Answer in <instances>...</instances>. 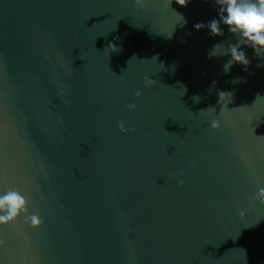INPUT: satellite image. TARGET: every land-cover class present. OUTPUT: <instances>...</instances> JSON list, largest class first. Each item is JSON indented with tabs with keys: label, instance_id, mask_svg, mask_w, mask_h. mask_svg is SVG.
Instances as JSON below:
<instances>
[{
	"label": "water",
	"instance_id": "obj_1",
	"mask_svg": "<svg viewBox=\"0 0 264 264\" xmlns=\"http://www.w3.org/2000/svg\"><path fill=\"white\" fill-rule=\"evenodd\" d=\"M212 19L215 0H0V193L43 220L0 226V264H264V57L241 46L225 74L209 53L238 37L195 30Z\"/></svg>",
	"mask_w": 264,
	"mask_h": 264
},
{
	"label": "clouds",
	"instance_id": "obj_2",
	"mask_svg": "<svg viewBox=\"0 0 264 264\" xmlns=\"http://www.w3.org/2000/svg\"><path fill=\"white\" fill-rule=\"evenodd\" d=\"M180 7H187L192 0H175ZM208 2V0H205ZM172 0H168V7H170ZM215 4L219 10V19H212L205 25L204 23H196L195 30L200 31L204 28L210 29V35L213 37L224 36V31L221 25L226 26L228 31L237 36L238 40L235 44H229L227 51L216 53V49L221 47L220 44L214 45L213 50L209 53V58L215 56H223L230 54L231 59L223 65L225 74L230 72L233 65L242 66L244 71H247L251 66V60L247 57L245 51L241 46L250 48L256 57H264V0H215ZM134 5L138 10H144L147 6V0H134ZM179 15V14H178ZM183 22L184 18L179 15ZM109 48L114 53L121 51L116 44H110ZM257 67H264V64L257 65ZM144 86L149 87L155 84V81L149 76L144 77ZM241 82V78H236L233 83ZM230 95V93H220L221 95ZM142 92L137 89L135 91L136 99H140ZM196 102H199V97H194ZM129 111H135L136 105L130 103L127 105ZM215 110L214 108H212ZM206 111V110H202ZM119 130L122 134L127 135L134 132L135 129L126 127L123 121L118 122ZM212 129H218L220 123L217 120L211 122ZM181 177L183 173L181 172ZM183 179H178L177 184L183 187ZM254 201H258L264 205V186H258L256 194L253 197ZM24 217V223L29 224L32 228L38 229L43 225V220L36 213H29L28 198L17 188H9L0 193V226L7 227L14 224ZM243 216V213H241ZM5 246V241L0 240V247Z\"/></svg>",
	"mask_w": 264,
	"mask_h": 264
}]
</instances>
